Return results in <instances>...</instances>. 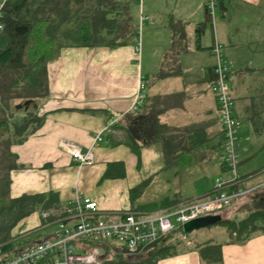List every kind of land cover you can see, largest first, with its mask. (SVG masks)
<instances>
[{
	"label": "crops",
	"instance_id": "0c3cea01",
	"mask_svg": "<svg viewBox=\"0 0 264 264\" xmlns=\"http://www.w3.org/2000/svg\"><path fill=\"white\" fill-rule=\"evenodd\" d=\"M113 1L110 16L130 15L138 37L117 46L61 48L46 65L47 95L14 108L16 123L29 111L42 122L10 146L15 156L10 195H57L55 207L33 211L12 229L20 247L52 237L60 220L73 225L76 197L97 203L90 220H120L127 212L141 217L177 208L207 195L214 178L230 177L220 160V113L211 90L214 41L223 47L240 122L236 186L264 183V0H222L224 11L215 0L213 20L209 0ZM139 93L144 97L137 102ZM154 118L175 142L204 140L203 158L183 170L165 166L162 145L144 143L142 137ZM189 127L194 130L180 139V131ZM97 134L90 166L77 165L60 146L64 141L86 150ZM132 144H139L138 151ZM140 184L131 197L130 190ZM225 233L217 241L222 243L219 264H264V232L242 242H228ZM181 238L176 254L157 264H217L199 254L200 244L216 241Z\"/></svg>",
	"mask_w": 264,
	"mask_h": 264
},
{
	"label": "trees",
	"instance_id": "16d2710c",
	"mask_svg": "<svg viewBox=\"0 0 264 264\" xmlns=\"http://www.w3.org/2000/svg\"><path fill=\"white\" fill-rule=\"evenodd\" d=\"M114 3L113 0L5 1L0 17L3 26L0 30V262L26 247H20L11 235L18 221L37 209L43 211L55 207L57 202V195L51 192L10 195V171L15 166L10 146L22 142L33 126L42 122V118L29 111L16 123L14 108L19 102L47 95L46 65L58 56L61 48L117 46L138 37L137 25L132 24L130 15L110 16L116 10ZM218 6L224 11L222 0H218ZM202 26L204 22L198 26V31ZM144 128V143L159 142L162 145L165 166L183 170L203 158L199 149L204 140L194 138L191 142L184 138L181 143L175 142L169 128L159 124L156 118ZM192 129L181 130L179 138L190 135ZM131 147L138 151L139 144ZM142 186L131 189V197L140 192ZM232 208L234 211L228 214ZM220 214L223 218L219 223L229 232L228 242H242L264 232V185L253 188ZM175 230L179 233H173ZM175 230L140 245L132 255L126 253L124 246L108 245V241H80L77 247L84 252L98 248L102 255L99 264H157L160 259L178 251L181 236L185 234L182 226ZM221 247L220 242L206 241L199 245V254L207 261L219 264Z\"/></svg>",
	"mask_w": 264,
	"mask_h": 264
},
{
	"label": "built area",
	"instance_id": "2783aa9c",
	"mask_svg": "<svg viewBox=\"0 0 264 264\" xmlns=\"http://www.w3.org/2000/svg\"><path fill=\"white\" fill-rule=\"evenodd\" d=\"M5 1L0 0V17ZM136 1L142 4L143 0ZM215 6V0H209L206 4L212 20L215 16ZM2 27L0 22V30ZM211 50L215 59L211 69V90L215 95L222 129L220 160L223 167L230 173V177L214 178L207 195L184 202L177 208L161 210L141 217L127 212L120 220H90L92 214L97 211V203L90 199H84L81 202L76 197L72 209L73 218L76 220L73 225L66 224L65 220L58 221L52 237L22 248L0 264H99L101 254L98 248L84 252L77 247L78 242L90 240L114 241L124 246L127 254L132 255L140 245L150 243L188 221L204 215L221 213L234 201L255 188L242 189L236 186L241 180L237 171V128L240 122L234 115V99L228 81L229 66L223 54V47L221 43L214 41ZM143 97L144 95L139 93L137 102H140ZM97 139H100L98 134L95 135L93 145L86 150H82L74 143L64 141L60 142V146L70 154L77 165L90 166L94 163L93 146Z\"/></svg>",
	"mask_w": 264,
	"mask_h": 264
},
{
	"label": "rangeland",
	"instance_id": "374dc122",
	"mask_svg": "<svg viewBox=\"0 0 264 264\" xmlns=\"http://www.w3.org/2000/svg\"><path fill=\"white\" fill-rule=\"evenodd\" d=\"M252 19L253 18L250 14H249V16H246V20H247L248 24H252V21H253ZM260 21L262 22V19H260ZM234 209L235 208H232L230 210V213H228V214H231V212H233ZM225 231H226L225 226H223V224L218 222V223L206 226V227L195 229L191 233L186 234V235L188 236L189 239H192L195 242L206 240L208 238H211L217 242L218 240H220L221 238H223L225 236V234H226ZM184 243H185V241H184Z\"/></svg>",
	"mask_w": 264,
	"mask_h": 264
},
{
	"label": "water",
	"instance_id": "95a60500",
	"mask_svg": "<svg viewBox=\"0 0 264 264\" xmlns=\"http://www.w3.org/2000/svg\"><path fill=\"white\" fill-rule=\"evenodd\" d=\"M222 218L223 217L220 213L204 215L184 223L182 225V231L184 234H189L195 229L218 223L222 220Z\"/></svg>",
	"mask_w": 264,
	"mask_h": 264
}]
</instances>
